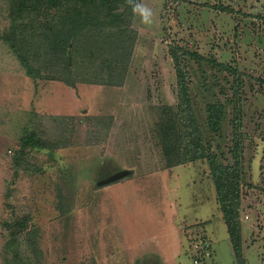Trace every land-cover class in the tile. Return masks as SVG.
Instances as JSON below:
<instances>
[{
  "label": "rangeland",
  "instance_id": "rangeland-1",
  "mask_svg": "<svg viewBox=\"0 0 264 264\" xmlns=\"http://www.w3.org/2000/svg\"><path fill=\"white\" fill-rule=\"evenodd\" d=\"M143 2L157 20L145 27L132 14L137 36L122 83L84 81L105 78L103 63L71 57L77 80L69 86L25 74L2 38L9 18L0 0V264L10 257L4 243L22 222L17 235L25 264H192L185 231L195 221L204 223L214 246L206 264H264V84L257 80H264V0ZM48 12L42 15H53L54 7ZM170 43L204 57L182 61L205 144L224 163L231 159L233 77L208 59L235 67L241 79L235 99L242 110L241 261L208 162L167 167L154 136L152 106L177 100ZM43 62L42 72L52 74ZM214 101L226 104L216 134L205 126V107ZM30 132L47 147L21 146ZM121 170L124 176L99 183ZM32 227L36 255L24 242Z\"/></svg>",
  "mask_w": 264,
  "mask_h": 264
},
{
  "label": "trees",
  "instance_id": "trees-1",
  "mask_svg": "<svg viewBox=\"0 0 264 264\" xmlns=\"http://www.w3.org/2000/svg\"><path fill=\"white\" fill-rule=\"evenodd\" d=\"M9 24L2 38L18 57L24 72L33 80L37 78L59 79L74 86L76 78L71 71V60L86 63L101 61V69L106 71L101 80L87 79L92 83L120 85L129 64L137 30L131 26V8L126 0H6ZM124 6L123 12L116 11ZM55 9L53 15L50 8ZM226 9V8H223ZM40 13V14H39ZM42 15V16H40ZM168 53L172 59L176 78V97L173 104H155L153 129L154 136L162 150L167 167L196 159L208 162L214 183L216 198L220 204L226 231L238 261H241L240 226L237 220V207L242 179L243 137L241 132L242 110L236 102L241 79L235 67L208 59L212 64L227 70L233 77L231 117V159L221 162L214 152H210L203 139V133L194 111L190 89L187 83L183 57H204L198 52L170 43ZM48 63L52 74H44L41 67ZM257 80H264L257 78ZM226 114V104L221 101L210 102L205 107V126L207 131L219 133ZM21 146L47 147L34 132L20 138ZM117 180V179H115ZM110 183V182H109ZM25 222L16 225L14 234L4 243L10 254L4 264H25L19 251L18 231ZM24 242L35 253L39 249L38 228L25 230Z\"/></svg>",
  "mask_w": 264,
  "mask_h": 264
},
{
  "label": "built area",
  "instance_id": "built-area-1",
  "mask_svg": "<svg viewBox=\"0 0 264 264\" xmlns=\"http://www.w3.org/2000/svg\"><path fill=\"white\" fill-rule=\"evenodd\" d=\"M203 226L202 221H195L186 226L185 239L188 246L186 249L192 264H206L214 259V246Z\"/></svg>",
  "mask_w": 264,
  "mask_h": 264
},
{
  "label": "clouds",
  "instance_id": "clouds-1",
  "mask_svg": "<svg viewBox=\"0 0 264 264\" xmlns=\"http://www.w3.org/2000/svg\"><path fill=\"white\" fill-rule=\"evenodd\" d=\"M126 4L130 6L134 17L138 19L140 25L151 27L157 20L156 10L143 0H126Z\"/></svg>",
  "mask_w": 264,
  "mask_h": 264
},
{
  "label": "water",
  "instance_id": "water-1",
  "mask_svg": "<svg viewBox=\"0 0 264 264\" xmlns=\"http://www.w3.org/2000/svg\"><path fill=\"white\" fill-rule=\"evenodd\" d=\"M124 174H126V170L117 171V172L107 176L106 178L99 180V183L111 182L115 179H118V178L124 176Z\"/></svg>",
  "mask_w": 264,
  "mask_h": 264
},
{
  "label": "crops",
  "instance_id": "crops-1",
  "mask_svg": "<svg viewBox=\"0 0 264 264\" xmlns=\"http://www.w3.org/2000/svg\"><path fill=\"white\" fill-rule=\"evenodd\" d=\"M66 84V83H65ZM97 84H99V83H97ZM61 85L62 86H64V84H62L61 83ZM66 85H68V84H66ZM61 86V87H62ZM69 86H71V85H69ZM41 93V92H40ZM176 205V204H175ZM174 208V211H173V213H174V218L176 217V215H179L180 213H179V209H178V207L177 206H175V207H173ZM198 214H199V212H198ZM195 216V215H194ZM173 221V220H172ZM222 221H223V223H224V220L222 219ZM169 223H170V219L168 220V222H167V224L168 225H166V227L168 226V230H169ZM224 225H225V223H224ZM225 227H226V225H225ZM227 236H228V234H227ZM175 264H177L176 262H175Z\"/></svg>",
  "mask_w": 264,
  "mask_h": 264
}]
</instances>
